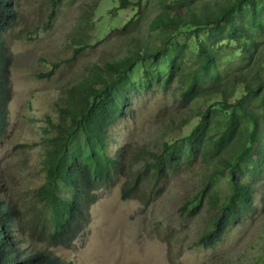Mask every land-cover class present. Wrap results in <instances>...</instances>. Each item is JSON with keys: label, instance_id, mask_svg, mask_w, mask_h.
I'll use <instances>...</instances> for the list:
<instances>
[{"label": "trees", "instance_id": "16d2710c", "mask_svg": "<svg viewBox=\"0 0 264 264\" xmlns=\"http://www.w3.org/2000/svg\"><path fill=\"white\" fill-rule=\"evenodd\" d=\"M155 1L160 10L148 24L150 40H126L125 54L67 83L58 116L47 115L38 126L43 181L24 189L29 200L13 198L0 167V264H77L55 248L73 244L99 192L120 178L126 179L119 198L147 206L172 174L204 167L199 187L179 207L188 217L209 215L196 241L204 248L217 246L249 218L254 197L264 199V0ZM135 6L124 31L138 26L147 0ZM16 17L14 1L0 0V137L10 113L13 54L6 36ZM87 43L72 39L76 51ZM209 73L211 79H202ZM159 92L172 109L166 107L167 123L155 128L160 148L154 152L143 142L110 154V128L132 127L141 110L136 102H143L138 96ZM221 176L228 187L215 185Z\"/></svg>", "mask_w": 264, "mask_h": 264}, {"label": "rangeland", "instance_id": "374dc122", "mask_svg": "<svg viewBox=\"0 0 264 264\" xmlns=\"http://www.w3.org/2000/svg\"><path fill=\"white\" fill-rule=\"evenodd\" d=\"M13 1L16 24L6 36L13 54L10 113L7 131L0 137V167L13 198L27 201L24 189H34L43 181L38 126L46 124L47 115L58 116L56 103H64L67 96L64 86L80 82L93 65L102 66L125 54L126 40L148 42V24L160 8L154 6L155 0H147L141 10L145 17L139 15L138 26L124 31L123 25L137 14L138 0H125L124 5L122 0H56L52 16L53 0ZM74 38L88 43L76 51ZM50 69H54L50 77L39 78ZM140 75L135 74L134 80ZM212 77L209 73L202 79ZM138 97L143 102H136L141 110L132 127L124 122L110 128L112 155L119 147L143 142L154 152L160 148L155 128L167 123L169 113L163 114L166 107L172 111L171 104L160 92ZM202 169L172 174L147 206L138 198H119V187L126 179L120 178L91 204L85 231L70 247H56V253L77 264H264V199L258 197L253 199L255 211L232 226L217 246L196 244L209 226V215L188 217L179 207L199 187L197 175ZM215 185L228 187L224 176Z\"/></svg>", "mask_w": 264, "mask_h": 264}]
</instances>
